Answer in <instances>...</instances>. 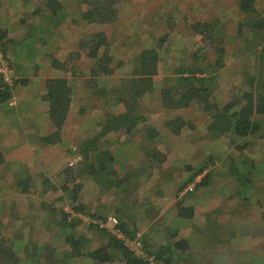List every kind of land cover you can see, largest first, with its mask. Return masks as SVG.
<instances>
[{
    "label": "trees",
    "instance_id": "obj_1",
    "mask_svg": "<svg viewBox=\"0 0 264 264\" xmlns=\"http://www.w3.org/2000/svg\"><path fill=\"white\" fill-rule=\"evenodd\" d=\"M44 1L43 6L35 5L31 8L30 15L34 19L33 23L19 21L18 31H21L23 35L17 40L8 37L9 30H1L2 18H0V46L5 59L16 72L23 68L20 71L23 76L29 74L26 70L28 67L34 69L35 73L40 69V58L44 59V54L38 59L37 50L39 47L36 42L39 39L41 41L42 37L45 38L49 35L57 36L56 38L62 36L63 24L67 23L76 25L78 21H82L98 26L115 24L119 12L116 8V0H84L87 7L77 17L70 12L71 5L65 4L64 0ZM255 1L238 0L239 15L249 18V20H247V24L240 21L233 35L227 33V24H230V20L223 16L215 15L209 20L188 25V29L195 38L204 44V47L195 48L190 52L191 54H188L186 50V55L178 62L174 61V56L169 54L170 63L163 73L169 75L172 82H170V86L160 89L161 99L158 100V105L166 112L171 113L172 116L160 126L149 123L141 109L143 99L156 92L154 78L159 74V62L164 57L161 53L164 52L163 54L167 55L166 53L171 51L169 44L173 39L170 38L169 33L174 31L176 26L172 23L169 28L167 22L174 21L173 15L166 17L167 20L163 16L154 24L157 32L160 25H166L167 30H163L156 35L157 37L152 36L155 38V47L136 50L131 60L130 72L116 81L110 80L109 77L114 74L116 68L123 66L126 62L113 49L117 44L105 31L82 35L78 42L75 41L76 51L68 53L65 60L57 61L58 58L45 54L51 67L58 74L52 78L41 80L43 87L39 91L40 95L37 100L44 102L47 106L48 124L55 131L43 136L38 135L34 144L44 147L59 144L60 141L63 143V137L59 138V136L71 110L73 93L70 83L74 84V82H70L68 78L59 77L60 70L66 73L70 72L72 76H81L80 70L72 63L83 54L92 64L91 79L86 80L90 98L96 96L104 101L102 109L110 108V112L100 111L95 117L88 119L89 123H95L96 128L99 127L97 132L92 137L68 146L67 153L71 158L73 156V159L70 158L71 162L63 165L52 177H45L41 182L42 188L46 187L42 193L51 189L60 192L71 212L74 213V216H71V214H66L62 208L42 204L49 217L53 218L54 222L56 220V232L63 235L62 243L69 250L70 257L75 260L90 258L94 264H107L111 263L112 257H114V255L111 257L109 249L115 248L119 250L117 252L121 253L126 264H149L148 258H153L155 264H173L174 250H185L189 246L188 241L190 240L178 239V229L172 228L169 224L167 227L160 226L162 232L167 236L164 239L165 243L152 247L153 242L148 239L150 234L139 232L136 222L147 224L149 218L146 209L154 204L150 201L149 196L144 198V194H142L144 188H136L134 185L136 180L143 175L148 178H161L163 180L161 185L172 184V189L175 191L177 216L184 221H189L192 227L200 226L201 222L197 217L196 221L194 219L196 215L194 206H187L184 203V198L191 197L193 192L195 193L197 189L203 188L210 182L212 171L205 173L204 171L207 166L213 163L212 157L209 155L205 161L201 160L196 167L184 166L186 167L185 171L191 172L190 177L182 185H177L173 178L174 170L161 169L166 163L167 154L155 147L156 142L162 140L159 138L162 137L160 130H165L169 136L174 138H180L182 132L191 133L195 130V124H189L179 116L180 112L191 106H196L204 117L205 129L210 138L214 140L222 137L229 138L230 140H228L235 146L236 154L238 153L237 159H229V174L226 173L235 188L231 190L232 193L220 188V197H223L222 204L225 205L230 201L247 206L260 204L264 190H258L261 195H257V199H255V188L253 187L254 184L257 189L264 187L261 184L263 181L255 178L253 170L256 165L249 161V158L243 157L249 137H256L261 132V123L264 121V75L262 77L261 73L264 69V18L260 17L256 11ZM69 3L71 2L69 1ZM25 5H28V0H25ZM2 7L4 5H0V12L3 10ZM70 17H72L71 21ZM74 18H79V20H73ZM223 18L224 21H222ZM52 26H56L54 32L46 31L47 27L52 29ZM244 31L249 32V39L246 38V41L251 40L254 35L258 38L256 42L254 39L250 41L248 50L252 53L255 52V74L249 80H245V85L242 88L234 89L231 92L233 96H228L231 98L230 101L220 105L212 100L211 93L215 87L214 79L225 65L226 47L236 41L238 37H242ZM56 33H60V35H56ZM44 42L42 40L41 45H45ZM34 45L38 47L36 53L33 52ZM165 47L166 49H163ZM69 49L74 48L69 47L62 51H65L66 54ZM41 50H45L44 46L41 47ZM212 53L214 56L211 55V57ZM18 80L19 78L13 82L14 85L7 86L0 78V107L8 105L11 98L15 99L12 94L15 86L19 83ZM157 96L158 94L155 95V99ZM83 112L84 108L78 113L84 114ZM14 125L19 126V121L14 120ZM0 150H3V147H0ZM5 159L4 153L0 151V169L8 166ZM23 175L21 172L20 176L12 180L17 181L14 194L26 196L30 194L31 186L36 188L34 180L30 179L29 174ZM200 176L202 177L196 182ZM53 180L56 184L60 183L59 187L53 184ZM90 181L95 184L99 195L108 194L114 198L109 209L111 208L115 212V215H111L116 218L117 225L111 230L116 229L121 232L124 239H117L110 229L101 227L102 223L106 224V219L111 215L104 216L97 211H104L106 207L91 212L89 207L82 203L80 193ZM225 181L227 182L226 179ZM3 198L0 201V212L4 211V206L7 204ZM4 199L10 200L11 198ZM15 203L19 204L17 200ZM10 206L9 211L18 213L12 203ZM100 206L104 205L100 204ZM223 210L226 211V209L219 208L214 212L219 214ZM10 225L8 222L0 221V230L4 231V227ZM78 226H83L87 234L85 232L77 233ZM91 233H98L108 241L98 245L97 248H92L88 243L90 240L88 235ZM194 233L196 232L194 231ZM6 234L7 232L0 234V264H23L28 261L35 264L65 263L63 259L55 256L56 246L53 247L49 244L40 246L35 242L30 244L28 241H24L19 233H11L8 236ZM262 235L264 236V229ZM125 239L138 243L139 245H133V247L134 249L138 248L141 253L128 248ZM248 239L245 238L246 241ZM151 240L154 241L152 238ZM169 243L171 244L169 245ZM212 257L221 258L216 254ZM233 260L232 263L239 262V260ZM248 263L251 264V262L246 264Z\"/></svg>",
    "mask_w": 264,
    "mask_h": 264
},
{
    "label": "rangeland",
    "instance_id": "obj_2",
    "mask_svg": "<svg viewBox=\"0 0 264 264\" xmlns=\"http://www.w3.org/2000/svg\"><path fill=\"white\" fill-rule=\"evenodd\" d=\"M8 1L9 0H0V5H4V7H2L3 10L0 12V18L3 19V26H9L11 38L17 40L23 35L21 31H18L19 21H28L30 24L33 23L34 19H32L30 15L31 8L35 5L43 6L45 1L28 0V5H25V0ZM64 1L65 4L71 5L70 12L72 14L74 13L76 17L87 7L84 0ZM69 1L71 3H69ZM116 1V8L119 12L115 24L98 26L87 24L82 21H78L76 25L72 23L63 24V29L66 31L64 34L61 33L62 36L50 40L49 45L45 44V50H41V47L38 46V59L42 54H44V59L40 58V69L37 73H35L34 69L31 67L26 69L29 74L25 76L20 74L23 68H21L19 72L14 70L16 77L19 78V83L15 86L12 94L15 99L11 98L8 105L0 107V147H3L6 156L5 161L8 165L6 168L0 169V201L3 197L11 198L10 200L3 198V201L7 204L6 206L3 205L4 211L0 212V221L2 223L8 222L11 225L9 227L5 226L4 231L0 230V234L7 232L6 235L8 236V234L11 233H19L22 239L28 241L30 244L35 242L40 246L49 244L50 246H59L58 248L65 249L63 243L60 242L61 239H59V237L54 238L56 234V220L54 219V222L52 220L53 218L49 217L42 204L45 203L49 206L62 208L66 214H71V216H74V213L71 212L70 207L66 204L60 192L51 189L46 193H42L46 187L41 189L39 187L40 182H42L45 177H52L60 167L71 162V156L67 153V149L69 150L68 146L77 142L79 143L85 138L92 137L93 134L97 132L99 127L96 128L95 123H89L88 119L95 117L97 112L100 111L110 112V108L102 109L104 106L103 100L98 99L96 96L90 98V90L87 88L86 80L91 79L90 71L92 70V64L86 55L83 54L77 61L72 63L74 67L80 70L82 73L81 76H72L69 74L70 72H65V76L70 82L73 81L76 84L70 83L74 94H72L71 97L72 106L70 113L66 118V122L59 136V138L63 137V143L60 141L59 144L47 145L44 147H39L34 144L38 135L43 136L55 131L52 127L50 128L48 124L46 113L47 106L44 102L37 100V97L40 95L39 91L42 90L43 87L41 80H43V78H52L58 74L56 70L51 67V63L48 61L45 54H50L58 58L59 60L57 61L65 60L68 53L76 51L74 45L75 41L77 40L78 42L82 35L85 36L94 32L105 31L117 44L113 49L116 50L118 56L121 57V59L123 58L126 62L123 66L116 68L114 74L109 77L110 80L116 81L130 72L132 68L131 60L135 55V51L141 48L155 47V38L152 36H156L163 30H167L166 25H160L157 32L154 24L159 19H162L163 16L166 19V17L173 15L174 21L167 22L169 28H171L170 26L172 23L176 26V29H174L175 32L172 31L169 33L170 38L173 39L169 44V49L171 51L170 53L165 52L167 55L163 54L164 52L161 53L164 57H162L159 62V74L154 78V90L156 92L143 99V106L141 109L144 117L147 118L149 123L160 126L163 122H166V120L171 119L172 116L171 113L166 112L158 105V100L161 99L159 96L160 89L170 86V82H172L170 76L163 73V70L168 68L170 63L169 54L174 56V61L178 62L186 55V50L188 54H191L190 52L195 48L199 46L204 47V44L201 43L198 38H195L190 29H188V25L209 20L215 15L220 17L223 16L230 20V24H227V33L233 35L240 21L247 24V20H249V18H244L239 15L237 11L238 0ZM255 8L259 16L264 18V0H256ZM224 18L222 21H224ZM75 19L79 20V18H74L73 20ZM69 20L71 21L72 17H70ZM55 28L56 26H52V29H48L47 27L46 31L51 33L52 31L54 32ZM244 32L242 37H238L236 41L231 44L229 43L230 45L227 44L229 46L226 47L227 56L225 65L219 70V73L214 79L215 87H213L214 85L212 86V100L218 102L220 105L230 101L229 99L231 98H228V96H233L231 92L234 89L239 90L240 87L242 88V86L245 85V80H249V78L255 74V52L252 53L248 50L250 49V41L254 39L256 42L258 38L254 35L255 38L253 36L251 40L246 41V38L249 39V32ZM56 35H60V33H56ZM37 45L33 46V52L35 53L38 48ZM69 47H73L74 49H69L65 54V51L62 50ZM163 49H166V47ZM211 55L214 56L213 53L210 54V56ZM261 73L263 77L264 69ZM24 83H26V85H24ZM156 94H158V96L155 99ZM11 106L12 109H10ZM82 108H84V114H79L78 112ZM179 116L183 117L189 124H195V130L191 131V133L182 132L180 138H174L173 136H169L165 130H160L162 137L159 138H162V140L161 142H156L155 147H158L161 152L167 154L166 163L161 169L174 170L172 173L174 174L173 178L176 184L182 185L190 177L191 173L190 171H185L184 169H186V167L184 166L196 167L198 162L201 160L205 161L210 155L213 163L207 166L205 171H212V175L209 178L210 182L203 186V188H199L200 192L197 190L195 196L189 197L188 201L194 204V202L199 203L200 201L210 199L214 201L212 207L226 209L225 213L223 210L222 213L218 214L219 217L223 215L221 217L222 219H228L229 214H227V211L231 209L233 202H227L224 206L222 204L223 197H220L221 193L219 190L222 188L232 193L231 190L235 188L232 182H228L231 179L228 176L230 166L229 159L238 158V153L236 154L235 152V146H233L231 141H229L230 139L226 137H222L218 140L210 138L205 129L204 117L199 113L196 106L185 109L180 112ZM14 120L19 121L20 125L16 127L14 125ZM261 125V132L256 137H249L243 157L249 158V161H252L254 164L261 160V163L254 166L255 169L253 173L259 178L258 180L263 181L262 184L264 185V121ZM11 128L12 131H9ZM31 154H34L36 158H40L34 162L29 159ZM71 159H73V156ZM34 165L41 167L38 168V172L34 174V186L36 189L30 190V194L26 196L14 194L16 188L14 186L16 184L12 179L20 176L23 170H27L28 172L31 171L29 169ZM28 172L27 174H29ZM224 178H228V181L226 182ZM60 181L57 182L59 183ZM162 181L163 180L159 177L148 178L143 175V177H139L136 180V184L134 185L136 188H144L142 190L144 198L145 196H149L154 204L152 207H147L146 209L148 211L147 217L150 220L149 225L136 223L138 226L136 228H138L139 232L150 234L148 239L153 242V248L158 245L161 246L162 243L164 244V239L167 237L166 234L162 232L160 226L167 227L170 224L172 228H177V226L180 227L183 225V228H181L183 231L187 228V230H193V228L194 230H198L197 225L193 226V228L191 225L189 227L188 221H183V219L177 216V205L175 204L174 198L175 191L172 189L173 185H161ZM11 184L12 187H10ZM53 184L57 186L60 185V183L56 184L55 181ZM46 186H49V184H46ZM189 186L191 187L193 185ZM258 190L263 191V188H259ZM198 192L201 193L200 197H197ZM97 194L98 191L95 188V184L90 181L88 186L80 193L82 203L86 204L91 212L106 207L104 211L97 212H100L104 216L111 214L115 215V212H113L111 208L109 209L114 198L108 194ZM258 195L261 194L258 192ZM261 196V204L263 205L254 207L255 209L249 206L248 208H250V211L248 214L236 215L235 217L236 223L234 224H236V227L234 228V233L237 235L236 239H234L235 243L233 247L236 248L238 252L245 250L247 252L243 256L241 255L242 253L238 254V256L241 255L239 256V262H234L233 264H246L247 262H251V264H264V236L262 235L264 229V192H262ZM254 198L256 199V197ZM15 200H17L19 204H16ZM188 201H184V203ZM11 203L18 213L9 211ZM100 204L104 206H100ZM250 226L255 230L249 228ZM241 227L243 228L241 229ZM240 229L243 233H248L247 237H249V239L247 241L245 239H240L242 235ZM83 231V226L77 227V233H82ZM219 234L220 231L213 228V236ZM151 238L154 241H152ZM222 238V241H225L228 235L223 234ZM170 244L171 243H169V245ZM191 245L196 249L198 247L194 246L196 245L195 242ZM90 246L97 247L98 244L96 245V242L92 241L90 242ZM234 248L230 249L235 251ZM176 257L178 256L175 254L172 256L174 264V258ZM180 260V263L184 262L186 264L192 261L189 260V258ZM80 261L82 262L80 263ZM88 261L89 260L86 258L80 259L74 264H87ZM201 262L207 263L204 258ZM66 263L72 264L73 262L71 259H67ZM23 264L35 263L28 261L23 262Z\"/></svg>",
    "mask_w": 264,
    "mask_h": 264
},
{
    "label": "crops",
    "instance_id": "obj_3",
    "mask_svg": "<svg viewBox=\"0 0 264 264\" xmlns=\"http://www.w3.org/2000/svg\"><path fill=\"white\" fill-rule=\"evenodd\" d=\"M1 20L3 22V19H1ZM1 30H3V31H5V30L11 31L8 26H3V25H1ZM9 31H8V37L11 38V33ZM65 31L66 30L62 31L61 33L64 34ZM56 37H51V35H49L48 37H45V38L42 37L41 41L43 40V41H45L44 43L49 45L50 44L49 41L52 40V39H57ZM41 41H40V39L38 40V42H37L38 46L39 47L45 46V45H41ZM65 74H66L65 72L61 71L59 77L67 78L65 76ZM69 74L71 75V73H69ZM43 79H46V78H43ZM75 84L76 83L74 82V85ZM72 93L74 94L73 89H72ZM9 131H12V130H9ZM0 151L2 153H5L4 150H0ZM5 158H6V156H5ZM39 158L40 157L36 158V156L34 154H31L29 156V159L34 161V162L37 159H39ZM258 163H261V160H260V162H256L255 165H258ZM38 168H41V167L34 165V166L30 167L29 170H31V171H29V172L27 170H23L22 171V173L24 174L23 176L27 175V172H28L29 176L31 177L30 179L34 180V174L36 172H38L37 171ZM204 173H205V171H204ZM202 176L198 177L196 182H198L199 179ZM255 178H256V180L259 179L257 177H255ZM225 179L228 181V178H225ZM259 181H262V180H259ZM228 182H232V181L229 180ZM14 183L16 184L17 181H15ZM10 187H12V184L10 185ZM14 187H16V185ZM40 188L42 189L41 182H40ZM253 188H255L254 197H256V199H257L258 189L256 187V184H254ZM260 188H263V190H264V187H260ZM32 189H34V188L31 186L30 190H32ZM197 190H199V189H197ZM199 192H200V190H199ZM199 192L197 194V197H200V195H201V193H199ZM202 195H203V193H202ZM192 196H195L194 192H193ZM184 199H185V201H188V197L187 198L185 197ZM150 201L152 202V199ZM212 203H214V201H212L210 199H207V200H204V201H200L199 203H195L194 202V204H192L190 201L185 203L187 206L188 205L189 206H191V205L194 206V211H195V214H196L194 216V219L196 221V217H197V219L199 218L198 221H200L201 223H200V226H197L198 230H194V228L192 226L191 227L193 228V230L192 229L187 230L188 229L187 228V229H184L185 231H183V229H181V228H183V225H182V227H177L178 236H179L178 239H186V240H190V241H188L189 246L186 247L185 250H180V251L174 250V254L178 256V257L174 258L175 264H186L184 262L180 263V261H181L180 259L183 260V259H188V258H189V260H192V261H190L187 264H207V263H210V264H233L232 263V261H234L233 259H235V261L239 260V256H241V255L238 256V254L242 253V256H243L247 252L246 250L238 252V251H236V248H234L233 246H234V243H235L234 239H236V236L234 235L235 234L234 233V228L236 227V224H234V223H236L235 222V219H236L235 217H236V215L238 216V215L248 214L249 211H250V208H248L249 206H247L245 204H242V203L240 204V203L235 201V203H233V205L231 206L232 210L230 209L229 211H227V214H229V218L228 219H222L221 217L223 215H221L219 217V215L214 212L215 210H217V208L212 207ZM159 205H160V203H159ZM260 205H263V204H261V202H260V204H256V205H253V206H250V207L255 209L254 207H257V206L259 207ZM200 212H201V214H200ZM238 218H240V217H238ZM149 221L147 222V224H144V223H142V224L149 225ZM136 223L139 224L141 222L137 221ZM188 224H189V221H188ZM189 227H190V224H189ZM212 227L214 229H217L218 231H220V234L216 235V236H213V228ZM243 227H245V226H243ZM249 228L254 229L252 226H250ZM249 228H247V229H249ZM194 231L196 233H194ZM84 232L86 233L85 230L83 231V233ZM63 233H65V232H63ZM184 234H186V235H184ZM223 234H227L228 235V238L225 241H222V239H223L222 235ZM241 234H242L241 237L244 236L243 239L249 238V237H247L248 233L245 234V233H243V231H241ZM88 236L90 237V238H88V239H90L88 241L89 244H90V242L93 241V242H96V245L97 244L100 245V244L106 243L108 241L107 238L101 237V235H99L98 233L97 234L91 233ZM56 237H59V239H61L60 242H62L63 235L59 234L58 231L54 235V238H56ZM193 242L196 243V245H194V246H196V247L198 246L197 249L192 247L191 244ZM210 246H211V248H210ZM53 247H55V246H53ZM56 247H57V250H56V255L55 256L60 258V259H63V261L65 262L64 264H67L66 263L67 259H71V261L73 262L72 264H74L77 261H79V260L73 259L72 257H70L68 255V251L69 250L67 249L65 244L63 245V247H65V249L58 248L59 246H56ZM97 247L96 246H92V248H97ZM230 248H232V249L234 248L235 251H233ZM109 250H110L109 253L111 254V257H112V255H114V257H112L113 261L111 263H107V264H126L124 259L122 258L123 256L121 255V253L117 252V251H119L118 249L110 248ZM215 254L218 255V256L220 255L221 258L219 259V258H216V257H212ZM233 256H234V258H232ZM203 258H204V260H206L207 263L201 262L203 260ZM86 259L89 260L87 264H94V263H92L90 261V258H86ZM81 262L82 261H80V263Z\"/></svg>",
    "mask_w": 264,
    "mask_h": 264
},
{
    "label": "built area",
    "instance_id": "obj_4",
    "mask_svg": "<svg viewBox=\"0 0 264 264\" xmlns=\"http://www.w3.org/2000/svg\"><path fill=\"white\" fill-rule=\"evenodd\" d=\"M0 78L8 85H14L13 82L17 80V77L15 75L14 68L10 65V63L5 59L4 53L2 51V48L0 46ZM117 225V220L113 216H108L106 219V224L102 223L101 227L110 229L112 231V234L116 236L117 239L122 240L124 239V235L119 232L118 230L114 229L111 230L113 227ZM125 244L128 248L135 250L137 253H141L140 250H137L138 248L133 247V245H139L138 243H134L133 241H129L128 239H125ZM149 264H155L153 258H148Z\"/></svg>",
    "mask_w": 264,
    "mask_h": 264
}]
</instances>
